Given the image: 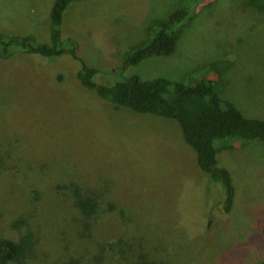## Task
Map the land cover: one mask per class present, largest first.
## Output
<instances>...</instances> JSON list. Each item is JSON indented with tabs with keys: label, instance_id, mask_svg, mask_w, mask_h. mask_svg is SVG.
Here are the masks:
<instances>
[{
	"label": "rangeland",
	"instance_id": "1",
	"mask_svg": "<svg viewBox=\"0 0 264 264\" xmlns=\"http://www.w3.org/2000/svg\"><path fill=\"white\" fill-rule=\"evenodd\" d=\"M52 1L0 0V33L48 43ZM180 1L80 0L64 9L61 29L76 39V57L95 69L92 80L106 84L127 49L145 41L149 25L164 20ZM249 2L202 0L182 24L170 55L145 58L122 77L209 81L217 96L244 117L264 120V9ZM78 67L70 58L17 52L0 59V141L22 136L32 150L70 147L88 160L94 156L99 163L126 169L129 165L121 161L130 151L123 138L137 161L152 168L140 180L155 198L145 199L167 215L178 203L182 214L201 219V202L213 205L222 191L202 179L177 124L99 99L74 81ZM105 125L109 137L102 138ZM217 157L235 188L234 203L228 213L211 210L203 223L219 249L234 254L242 245L251 259L259 257L264 264V142L236 146ZM164 168V177L157 178ZM0 208L17 213L1 175Z\"/></svg>",
	"mask_w": 264,
	"mask_h": 264
},
{
	"label": "trees",
	"instance_id": "2",
	"mask_svg": "<svg viewBox=\"0 0 264 264\" xmlns=\"http://www.w3.org/2000/svg\"><path fill=\"white\" fill-rule=\"evenodd\" d=\"M77 1H52L48 43L0 33V59L17 52L78 62L74 81L99 99L175 122L202 179L219 187L222 196L213 205L201 202L204 214L197 221L182 214L178 203L168 215L155 209L145 195L155 197L140 180L151 166L139 163L131 143L107 124L130 151L121 161L129 165L126 169L97 158L99 163L94 156L88 160L86 153L70 147L32 150L22 143L27 138L13 135L0 141V175L17 207L16 214L0 208V264H262L242 245L234 254L219 249L202 218L213 209L228 213L234 203L235 188L218 154L264 142V120L244 117L217 96V87L209 81L184 84L161 77H122L125 69L145 58L170 55L182 24L202 0H181L164 20L152 22L146 40L127 49L106 84L92 80L95 69L76 57V39L61 29L64 9ZM249 3L264 9V0ZM106 125L102 138L108 136ZM164 172L155 176L161 179Z\"/></svg>",
	"mask_w": 264,
	"mask_h": 264
}]
</instances>
